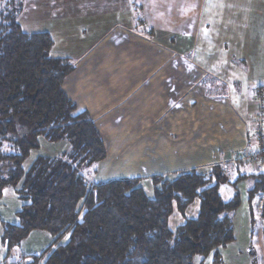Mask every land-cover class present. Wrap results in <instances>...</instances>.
I'll return each instance as SVG.
<instances>
[{
	"label": "crops",
	"instance_id": "crops-1",
	"mask_svg": "<svg viewBox=\"0 0 264 264\" xmlns=\"http://www.w3.org/2000/svg\"><path fill=\"white\" fill-rule=\"evenodd\" d=\"M18 21L21 27L39 23L38 31L55 39L51 54L73 59L62 87L102 137L106 155L97 168H125V147L136 151V172L111 176L109 171L106 177L102 171L92 182L139 178L150 186L154 175L206 172L210 164L220 166L232 185L250 179L252 186L244 189L232 215L234 239L218 249V264H264V204L257 205L264 198L259 195L252 205L256 195L249 193L264 164L240 159L259 148L257 122L264 131V86L249 83L250 67L264 71V53L249 52L250 45L264 41V0H26ZM176 70L182 74V94ZM214 72L218 81L208 83L205 75ZM196 90L204 98H191ZM200 99L218 109L214 150L191 142L190 108ZM128 137L135 138L131 144ZM248 245L252 249L246 252ZM198 256L194 264H203L205 258ZM207 264H214L211 255Z\"/></svg>",
	"mask_w": 264,
	"mask_h": 264
},
{
	"label": "trees",
	"instance_id": "trees-1",
	"mask_svg": "<svg viewBox=\"0 0 264 264\" xmlns=\"http://www.w3.org/2000/svg\"><path fill=\"white\" fill-rule=\"evenodd\" d=\"M25 1L0 0V197L12 188L21 200L16 222L1 220L4 259L40 230L50 245L17 255L26 264L41 256V264H193L195 255L220 263L218 249L234 239L232 215L240 204L237 191L226 201L219 194L224 170L216 165L173 178L154 175L151 194L139 178L89 183L82 169L105 157L102 137L63 90L72 60L50 54L49 33L22 29L18 16ZM40 139L66 141L67 149L37 154L25 166ZM254 176L251 198L264 193V171ZM195 200L196 216L171 230L172 210L183 213Z\"/></svg>",
	"mask_w": 264,
	"mask_h": 264
},
{
	"label": "rangeland",
	"instance_id": "rangeland-1",
	"mask_svg": "<svg viewBox=\"0 0 264 264\" xmlns=\"http://www.w3.org/2000/svg\"><path fill=\"white\" fill-rule=\"evenodd\" d=\"M23 30L26 32H30V31H38L40 28V24L39 23H31L29 26L25 25L24 23L22 24ZM53 41H55V39L53 38ZM249 45V42H245L244 43V48L246 49ZM260 48H259V47ZM262 46L264 47V41H259V42H255V46L254 45H250V49L249 52L252 54L253 52H255V54H260V53H264V48H262ZM51 54V52H50ZM53 57H58L54 54H51ZM72 59V58H71ZM247 59V58H246ZM259 59V58H258ZM73 60V59H72ZM178 59L176 58V65L180 64L179 61H177ZM262 61V65L261 67L263 68L264 66V57L261 59ZM167 74V73H165ZM174 74V80L176 82L177 87L180 88V86L182 85V74L178 73L177 70L173 73ZM142 75H146V73L142 74ZM172 75L171 73L167 74V76ZM207 76V81L208 83H214L216 81H218V73H213V74H206L205 77ZM249 83H253L254 85H259V86H264V71H260V67H250V71H249ZM165 79V78H164ZM212 86V85H210ZM192 90V89H190ZM258 90V89H257ZM184 91H186L184 89V87L177 89L178 93H183ZM208 91H212V94L218 95L217 90H215V88H210L208 89ZM192 92V91H191ZM199 95L201 98H204L200 92H198L197 90L191 95V98H193L195 95ZM205 99H200L198 100L197 103H192L191 108H190V130H191V142L192 144H194L196 147L197 143L199 142L200 146L199 148L201 149H207V150H214V148L218 145V138L215 137V133H217V128H218V109L217 106L212 105L211 108H209V101L204 102ZM207 103V104H206ZM212 104H216L215 102H212ZM212 113V114H211ZM216 116V117H215ZM137 122H135L136 124ZM206 132V137L203 138L202 133ZM106 139H110L106 138ZM135 138H131L128 137L126 138V141H128L129 144H131V142H133ZM205 139V141L203 142L202 140ZM258 142V141H257ZM133 144V143H132ZM127 149V152L124 154L126 155V159L128 160V162H126L125 164V168H112L111 170L109 169H102V168H97V163L89 166V167H84L82 169V173L85 175L87 181L89 183H91L92 181H94V175L95 174H99L100 172H104L105 176L107 177V175L109 174L108 172L110 171V175L112 176H116V175H120V174H124L125 172L128 173H134L137 171V167L135 166V163L133 162L134 157H135V152H133V146L131 147L130 145H128L127 147H125ZM136 148V147H135ZM193 149H195L194 147H192ZM67 149V142L66 141H59V142H55V143H51V142H47L44 141L43 139L39 140V148L38 150H34L30 153L29 158L26 160L25 162V166L28 165V163L37 155V154H42V155H56L59 154L62 151H65ZM257 151H259V149H257L256 151H254V153H256ZM244 154V153H243ZM119 156H123L122 154H118ZM197 153H192V157L196 156ZM119 160V157L117 156L116 161ZM151 160V159H150ZM243 160V159H241ZM247 161V160H245ZM251 162V161H247ZM256 163V162H254ZM260 164H264L261 162H257ZM124 164V163H123ZM216 165H211L209 166V168H207L208 170ZM130 168L129 170H125L126 168ZM141 173L143 172V170L138 169ZM150 173L154 172V169H149L147 170ZM144 173V172H143ZM101 175H103L102 173H100ZM172 178V177H170ZM151 180V178H150ZM230 177L227 178V181H222L219 184L218 187V191L219 194L221 195V198L223 199H230L233 195L234 192L239 191V197L242 201V199L244 198V194H245V188L248 187L250 188L252 186V180L250 179H246L244 181H241L239 184H236L235 187L231 184L228 183L230 182ZM141 185L144 189V191L147 194H151L152 193V186L150 184V186L146 184V182H144L141 179ZM244 190V192H243ZM262 196L264 198V193L260 192L259 194H257L254 199H252L251 203L252 205H254L255 201L257 200L258 196ZM21 205V200L17 197L16 193L13 191L12 188H6L3 191L2 196L0 197V235H1V220L4 222H8V223H15L17 218L15 215V212L17 209H19ZM198 205L199 202L198 200H195L194 202H192L190 205H188V207L184 210L183 213H180L179 211H177L175 208L172 210V213L170 214L169 218H168V225L170 227L171 230H174L178 225H180L181 223H183L185 221L186 218H192L195 217L197 212H198ZM252 211H255V208L252 207ZM254 227L258 225V218L257 216L254 215L253 217V224ZM246 237V236H245ZM245 237L244 239L240 240L238 244H244L245 243ZM48 238H50V236L48 235L47 232L45 231H40V230H35L32 231L25 239H23L13 250L14 252V256L12 257L11 255L7 257V259L5 260L3 255L5 253V249L1 246L0 243V264L2 262H4V264H26L25 260H21L19 259V257H17V255L20 256V254H38L40 252H42V250L44 249V247L47 245V240ZM50 245V244H49ZM249 249H252V247H250L249 245L247 246V248L245 249L246 252H249ZM253 254H255L253 252ZM42 257V258H41ZM40 259H38L37 264H41V259H43V257L45 256H41ZM197 257H200L198 255H195L193 257V264L195 263ZM204 263L203 264H207L208 263V259L209 256L204 257ZM27 260L30 259V257L26 258Z\"/></svg>",
	"mask_w": 264,
	"mask_h": 264
},
{
	"label": "built area",
	"instance_id": "built-area-1",
	"mask_svg": "<svg viewBox=\"0 0 264 264\" xmlns=\"http://www.w3.org/2000/svg\"><path fill=\"white\" fill-rule=\"evenodd\" d=\"M255 136L259 144L258 146L259 151H257L256 153L246 152L240 155V159L247 160V161L249 160L251 162L263 163L264 162V131L261 126V122H257L256 124ZM263 204H264V200L260 198L257 203L258 207L262 208Z\"/></svg>",
	"mask_w": 264,
	"mask_h": 264
}]
</instances>
